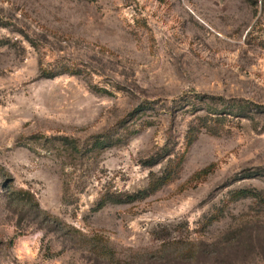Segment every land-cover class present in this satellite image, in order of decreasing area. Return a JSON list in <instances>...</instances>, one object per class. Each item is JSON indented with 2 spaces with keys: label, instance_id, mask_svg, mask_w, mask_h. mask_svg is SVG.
<instances>
[{
  "label": "rangeland",
  "instance_id": "374dc122",
  "mask_svg": "<svg viewBox=\"0 0 264 264\" xmlns=\"http://www.w3.org/2000/svg\"><path fill=\"white\" fill-rule=\"evenodd\" d=\"M0 264H264V0H0Z\"/></svg>",
  "mask_w": 264,
  "mask_h": 264
},
{
  "label": "built area",
  "instance_id": "2783aa9c",
  "mask_svg": "<svg viewBox=\"0 0 264 264\" xmlns=\"http://www.w3.org/2000/svg\"><path fill=\"white\" fill-rule=\"evenodd\" d=\"M259 4H260V6L262 5V0H259Z\"/></svg>",
  "mask_w": 264,
  "mask_h": 264
}]
</instances>
